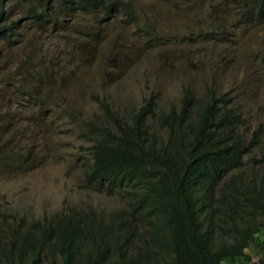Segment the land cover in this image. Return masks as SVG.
Instances as JSON below:
<instances>
[{
  "label": "rangeland",
  "instance_id": "rangeland-1",
  "mask_svg": "<svg viewBox=\"0 0 264 264\" xmlns=\"http://www.w3.org/2000/svg\"><path fill=\"white\" fill-rule=\"evenodd\" d=\"M38 1L45 22L29 17L27 0H5L12 33L0 40V210L29 219L70 207L90 208L101 218L120 209V197L84 180L85 127L100 114L102 100L127 116L150 98L151 123L178 109L184 94L202 105L220 98L242 119L238 128L249 151L214 191L231 178L261 181L264 16L235 15L232 0H132L131 17L114 12L101 20L100 12L60 15L52 9L57 0ZM149 126L166 140L167 131ZM243 218L253 224L264 216ZM255 237L247 248L252 257L262 255L256 242L264 229ZM211 238L217 247L232 236L213 230Z\"/></svg>",
  "mask_w": 264,
  "mask_h": 264
},
{
  "label": "trees",
  "instance_id": "trees-1",
  "mask_svg": "<svg viewBox=\"0 0 264 264\" xmlns=\"http://www.w3.org/2000/svg\"><path fill=\"white\" fill-rule=\"evenodd\" d=\"M27 1L29 17L45 22V11L35 10L39 1ZM232 1L235 15L264 16V0ZM133 5L132 0H57L52 9L66 16L96 11L106 20L114 12L131 17ZM5 6L0 0V40L12 33ZM221 102L202 105L184 94L178 109L150 123L152 99L127 116L99 101L101 112L84 132L90 142L84 180L120 197V209L105 218L77 207L29 219L0 211V264H39L45 258L52 264H158L160 257L168 264H260L247 248L264 229V218L251 224L243 216L258 211L264 216V174L248 184L228 179L214 191L222 174L238 169L249 151L238 128L242 119ZM154 123L167 131L164 142L149 131ZM211 228L231 241L212 246ZM256 245L263 249L264 240Z\"/></svg>",
  "mask_w": 264,
  "mask_h": 264
},
{
  "label": "crops",
  "instance_id": "crops-1",
  "mask_svg": "<svg viewBox=\"0 0 264 264\" xmlns=\"http://www.w3.org/2000/svg\"><path fill=\"white\" fill-rule=\"evenodd\" d=\"M264 239V238H263ZM259 256L260 255H257V256H255L254 258H252V261H256V260H258L259 259ZM262 256H263V258L262 259H260L261 260V263L260 264H264V249H263V251H262ZM252 257V256H251Z\"/></svg>",
  "mask_w": 264,
  "mask_h": 264
},
{
  "label": "clouds",
  "instance_id": "clouds-1",
  "mask_svg": "<svg viewBox=\"0 0 264 264\" xmlns=\"http://www.w3.org/2000/svg\"><path fill=\"white\" fill-rule=\"evenodd\" d=\"M150 99V98H149ZM144 103V102H143ZM142 103V104H143ZM0 211H4V210H0ZM61 211V210H60ZM5 212H8V211H5ZM56 212V211H55ZM16 214V213H15ZM16 215H18V214H16ZM18 216H22V215H18ZM262 240H264L263 238H262ZM264 249V248H263ZM263 249H261L262 251H263ZM260 255V254H259ZM252 258H254V257H252ZM263 258V256L262 255H260L259 256V259H262ZM45 259H49V258H45ZM45 259H43V260H45ZM257 261V260H256Z\"/></svg>",
  "mask_w": 264,
  "mask_h": 264
}]
</instances>
